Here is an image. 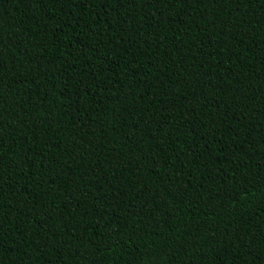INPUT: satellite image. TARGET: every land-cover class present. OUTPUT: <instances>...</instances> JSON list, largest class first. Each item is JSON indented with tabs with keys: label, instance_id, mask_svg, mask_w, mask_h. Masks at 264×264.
<instances>
[{
	"label": "trees",
	"instance_id": "obj_1",
	"mask_svg": "<svg viewBox=\"0 0 264 264\" xmlns=\"http://www.w3.org/2000/svg\"><path fill=\"white\" fill-rule=\"evenodd\" d=\"M0 264H264V0H0Z\"/></svg>",
	"mask_w": 264,
	"mask_h": 264
}]
</instances>
